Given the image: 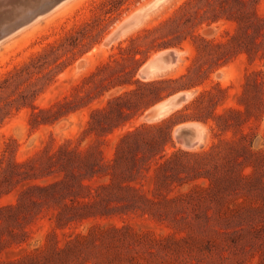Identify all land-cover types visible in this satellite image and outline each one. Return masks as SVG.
Instances as JSON below:
<instances>
[{
  "label": "rangeland",
  "instance_id": "obj_1",
  "mask_svg": "<svg viewBox=\"0 0 264 264\" xmlns=\"http://www.w3.org/2000/svg\"><path fill=\"white\" fill-rule=\"evenodd\" d=\"M28 1L0 0V31L29 6L48 3ZM152 1L66 0L0 40V264H98L95 249L105 245H117L126 264H264V116L229 130L214 118L240 106L247 75L264 76V58L237 52V22H211L213 12H223L218 0H162L117 33ZM246 9L264 18V0ZM198 35L214 40L209 54L197 50ZM172 49L180 55L175 66L141 76L149 60ZM130 91L122 105L138 115L121 122L109 101ZM177 93L189 95L181 106L147 118L155 103ZM143 96L158 99L140 112ZM156 123L162 129L146 136L171 130L175 145L155 155L140 151L132 176L116 172L122 138ZM183 124L201 126L199 145L179 141ZM241 144L252 152H233ZM245 157L252 164L242 169L245 179L225 188L227 169L239 170ZM70 247L75 252L58 251Z\"/></svg>",
  "mask_w": 264,
  "mask_h": 264
},
{
  "label": "trees",
  "instance_id": "obj_2",
  "mask_svg": "<svg viewBox=\"0 0 264 264\" xmlns=\"http://www.w3.org/2000/svg\"><path fill=\"white\" fill-rule=\"evenodd\" d=\"M220 9L223 11H215L211 16V22L218 21L221 18H227L230 20H234L237 22V34L235 36L237 41V52H246L249 59H255L256 57L264 58V18L260 17L255 10L248 11L246 8L249 3H254L256 0H218ZM229 5L230 8L227 9L226 6ZM236 6H239L238 8ZM228 12V13H225ZM210 24V21H209ZM199 39L202 40L203 45H196L199 53L206 52L207 54V46L214 45V40L207 39L201 35H198ZM241 39V40H240ZM211 54V53H210ZM176 79H171V81ZM154 83V82H152ZM144 85V84H142ZM147 85V84H145ZM218 90L222 93L225 92V89L221 86H218ZM132 93V91L127 92L126 96H118L114 97L109 101L110 105L113 103L117 104V112L120 118H123L121 122H126L127 120L132 119L136 114L138 115V111L133 112L130 105H122L123 101H126L128 98L127 95ZM208 93L213 95L212 91L205 90L202 94ZM144 100L147 102L145 105L141 107V111L148 108L151 104H153L155 99H158V96L155 97H147L143 96ZM213 100V99H212ZM239 107L229 108V114H216L214 116L216 123L219 127L225 130H229L234 128L235 124H240L244 119L248 117H256L260 118L264 116V76L262 70H253L246 77V82L244 83V89L242 94L239 97ZM124 106L128 107L126 110ZM216 106V105H215ZM107 109L98 110L96 113H107ZM95 115V114H94ZM230 115V116H229ZM235 116L236 122L233 123L230 121L229 117ZM210 117H200L201 120L208 122ZM218 118V119H217ZM120 124V123H119ZM163 123L156 124H142L139 128H136L133 131L127 132V134L122 138L121 143L119 144L116 157L114 159L113 168L117 171H122V173L128 174L132 176L134 174V170H136L138 162L140 160L139 153L142 150H147L151 152L152 155L158 154V152H154L156 149L164 150L167 144L175 145V142L172 137V131L169 130L167 134L162 138L156 135H152L151 137L146 136L145 131L149 129H162ZM214 129V128H212ZM214 147V146H213ZM246 150L251 153L252 150L250 146L247 144H241V146H236L233 148V152L240 153L241 150ZM203 155H209L210 152L207 150L202 151ZM146 157L144 154L143 158ZM86 165L91 168V172H96L94 168V159L88 158ZM240 166L239 170L235 167H229L227 173L224 174L225 185L224 187L230 188L238 183H241L243 179H245V175L242 171L243 168H246L252 165L249 161L248 157L245 159H241L238 161ZM127 170V172H125ZM98 172V171H97ZM119 174V173H118ZM77 177L76 175H74ZM113 178H115V173H113ZM66 184L67 182H61L53 184L46 188H41L43 190L54 189L58 185ZM81 187H86L83 182L80 184ZM120 188H124L120 183L116 184ZM129 190H135L134 187H127ZM262 207L258 208L260 210ZM96 251L99 252L98 255L102 256V262L98 264H126V258L120 252L117 245H105L103 249L96 248ZM60 252L68 253L75 252L73 248L70 247L68 250L60 249ZM59 252V253H60ZM68 259L64 256V263H67ZM31 262V261H30ZM41 261H39V264ZM48 263V262H47ZM33 264V262H31ZM49 264V263H48Z\"/></svg>",
  "mask_w": 264,
  "mask_h": 264
},
{
  "label": "water",
  "instance_id": "obj_3",
  "mask_svg": "<svg viewBox=\"0 0 264 264\" xmlns=\"http://www.w3.org/2000/svg\"><path fill=\"white\" fill-rule=\"evenodd\" d=\"M63 1L65 0H48L47 4L45 3L39 8L35 9L33 7L34 9L33 8L32 10L29 9L30 12L28 13L26 11L27 13L25 12L26 14L22 19H20L19 21H15L6 29L0 31V40L16 32L25 25L31 23L33 20L37 19L38 17L50 12L52 9H54ZM156 1L157 0H153L148 5H145L140 9L139 12H137L131 18L126 20L122 24L120 30L117 33L119 34L139 24L146 16H148L152 11H154V9L157 6L160 5L161 2L155 6ZM175 64H176V59L170 54L169 50L161 52L147 62L146 66L141 71V76L143 78H149L152 74L169 69L173 67ZM187 98H188V94L177 93L167 99L158 101L153 105L152 109L147 113V117L153 120L159 119L162 116L166 115L168 112L181 106L182 103L185 100H187ZM176 136L181 138L182 140L181 143L184 144L185 146L195 147L202 142L204 138V132L199 124H183L176 129Z\"/></svg>",
  "mask_w": 264,
  "mask_h": 264
},
{
  "label": "bare ground",
  "instance_id": "obj_4",
  "mask_svg": "<svg viewBox=\"0 0 264 264\" xmlns=\"http://www.w3.org/2000/svg\"><path fill=\"white\" fill-rule=\"evenodd\" d=\"M28 1V0H27ZM36 2L38 1V0H35ZM41 1V0H40ZM66 1V0H65ZM162 0H157L156 2H155V6L158 4V3H160ZM167 1V0H166ZM7 2H9V1H7ZM30 2H31V0H30ZM33 2H34V0H33ZM164 3H166V2H164ZM2 4V3H1ZM19 4V3H18ZM24 4H26V2L24 3ZM30 3H29V1H28V4L27 5H29ZM12 5V4H11ZM8 6V5H7ZM28 7V6H27ZM30 7V10H31V7H33V6H29ZM28 7V8H29ZM34 7H35V4H34ZM5 8V7H4ZM20 8V7H19ZM27 8V9H28ZM161 8V7H160ZM26 9V8H25ZM19 10V9H18ZM25 11H27V10H25ZM17 12H19V13H21L20 11H17ZM23 13H25L24 11H22ZM7 15V14H6ZM10 15H11V13H10ZM9 15V16H10ZM16 15H17V13H16ZM16 15H14V14H12V16H16ZM20 14H18V16H19ZM8 16V17H9ZM17 16V17H18ZM8 17H6V19H9ZM11 17V16H10ZM147 17V16H146ZM13 18V17H12ZM5 19V21L7 22L8 20H6ZM38 19V18H37ZM4 20V19H3ZM128 20V19H127ZM5 23V22H4ZM1 24H2V22H1ZM114 33V32H113ZM169 52H170V54L176 59V63L179 61V57H180V55L178 54V52L176 51V50H174V49H172V50H169ZM146 65V64H145ZM175 66V65H174ZM142 69H144V68H142ZM155 75V74H154ZM153 75V76H154ZM189 96V95H188ZM148 118V117H147ZM178 139H179V141L180 142H182V140H181V138L180 137H177Z\"/></svg>",
  "mask_w": 264,
  "mask_h": 264
}]
</instances>
